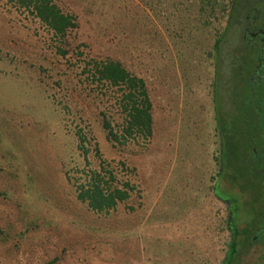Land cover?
<instances>
[{"label": "rangeland", "instance_id": "rangeland-1", "mask_svg": "<svg viewBox=\"0 0 264 264\" xmlns=\"http://www.w3.org/2000/svg\"><path fill=\"white\" fill-rule=\"evenodd\" d=\"M53 1L77 22L64 56L43 23L0 0V264H217L227 206L213 186L232 189L216 175L212 101L214 42L228 26L219 8L227 0L205 28L197 0ZM234 41L226 28L223 85ZM82 54L120 60L145 79L152 101L153 134L144 142L113 147L97 112L81 122L91 165L100 160L136 186L109 212L78 202L64 174L84 166L73 132L80 120L66 123L51 94L66 99L65 79L79 70ZM106 97L97 109L117 118ZM241 170L249 198L257 184ZM241 215L250 216L246 208ZM260 253L254 245L241 264H259Z\"/></svg>", "mask_w": 264, "mask_h": 264}, {"label": "trees", "instance_id": "trees-1", "mask_svg": "<svg viewBox=\"0 0 264 264\" xmlns=\"http://www.w3.org/2000/svg\"><path fill=\"white\" fill-rule=\"evenodd\" d=\"M12 2L18 8L27 11L33 17L43 23L52 34L61 42L56 45V52L64 56L69 52V48H64V40L77 28L75 16L72 13L64 12L53 0H7ZM219 1L222 0H197L199 21L202 28L209 27L212 19L216 17ZM234 0H227L226 4H221L220 10L226 16V21H230L233 12ZM222 28L218 38L215 39L214 48L216 51L215 77L212 83V98L216 100V95L222 90L223 82L220 74V41L225 33ZM76 49V48H74ZM81 54L82 52H78ZM84 55V54H82ZM216 66V67H217ZM78 71L65 79V100H58L56 94H51L54 101L64 115L67 121L73 117L80 121L75 124L73 132L77 138V148L84 159V166L64 171L67 182L75 188L76 200L83 203L88 209L100 213L109 212L117 207L119 203L128 200L135 191V184L128 179H119L117 173L105 166L100 160L97 166H92L88 159V138L85 127L81 126L83 118L87 119L90 115L97 112L101 118V126L105 132L106 139L113 147L124 145L128 141L140 139L143 142L151 138L153 134L152 101L146 86L145 79L132 73L120 60L110 56L95 57L84 55L81 64L76 66ZM60 87V85H59ZM218 92V93H217ZM106 94L109 97H106ZM219 96V95H218ZM106 97L111 101L117 114V118L107 116L105 112L98 108L100 101ZM224 135L223 125H220ZM224 144H225V139ZM99 152L98 148H94ZM224 168V163H221ZM225 169V168H224ZM226 174V173H225ZM217 176L222 175V171H217ZM224 175V174H223ZM216 195L225 198L223 189L214 185ZM218 192V193H217ZM217 196L218 199H220ZM234 222V220H232ZM232 222V223H233ZM223 234L227 232L226 241L222 248L225 251L223 257L217 264H241V256L245 253L239 248V242L236 235L231 234L228 214L221 221ZM6 236V235H5ZM250 236H245V242ZM245 250V249H244ZM259 264H264L262 260Z\"/></svg>", "mask_w": 264, "mask_h": 264}, {"label": "flooded vegetation", "instance_id": "flooded-vegetation-1", "mask_svg": "<svg viewBox=\"0 0 264 264\" xmlns=\"http://www.w3.org/2000/svg\"><path fill=\"white\" fill-rule=\"evenodd\" d=\"M233 3L227 24L235 41L226 61L227 90L224 97L217 92L216 100L212 98L213 129L219 139L218 171H222L217 177L232 191L224 190L225 198L216 195L214 188L213 192L226 203L228 229L236 235L239 248L246 253L254 245L260 246V259L264 263V0ZM220 125L224 127V135ZM244 167L257 184L249 198L244 196L241 181ZM242 208L250 216L241 215ZM247 235L250 239L245 242Z\"/></svg>", "mask_w": 264, "mask_h": 264}]
</instances>
